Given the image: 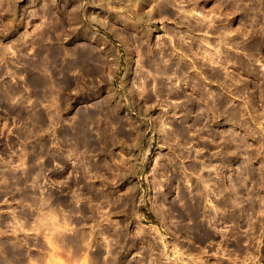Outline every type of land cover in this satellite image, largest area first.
<instances>
[{
	"label": "rangeland",
	"instance_id": "obj_1",
	"mask_svg": "<svg viewBox=\"0 0 264 264\" xmlns=\"http://www.w3.org/2000/svg\"><path fill=\"white\" fill-rule=\"evenodd\" d=\"M0 264H264V0H0Z\"/></svg>",
	"mask_w": 264,
	"mask_h": 264
}]
</instances>
